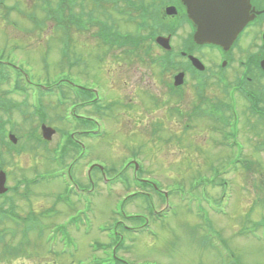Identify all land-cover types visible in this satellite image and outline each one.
<instances>
[{
	"label": "rangeland",
	"instance_id": "obj_1",
	"mask_svg": "<svg viewBox=\"0 0 264 264\" xmlns=\"http://www.w3.org/2000/svg\"><path fill=\"white\" fill-rule=\"evenodd\" d=\"M116 1L114 8L108 4L96 6L94 18L112 16L122 35H145L138 29L139 18L133 23L127 20L141 15L133 4H148L150 0ZM57 3L0 0V55L22 67L32 83L43 90H47L48 82L67 78L75 81H70L73 85L93 88L101 105L91 108L86 104L89 100L70 91L67 83L62 103L60 89L55 86L44 94L39 93L38 86L13 94L15 78L11 76L9 83H3L0 95L7 92L15 106L8 111L2 109L0 120L6 130L15 125L11 133L19 141L12 152L0 145L4 152L0 165L11 188L6 197L0 198V212L6 210L23 219L35 214L42 217L46 208L55 205V215L52 220L39 218L43 221L39 224L41 237L31 233V248L24 252L23 247L18 258L5 260L1 256L0 264H264V227H257L256 233L263 234L254 238L248 236L250 232L240 233L245 226L264 219V151H255V146L264 142V120L235 90L245 70L243 64L261 54L255 33L249 31L229 55L230 72L224 82L231 84L228 91L211 81L199 95L189 75V85L174 93L169 88L174 74L152 64L141 48L123 45L110 49L97 37V27L79 32L74 27L64 28L59 17L46 21L44 7ZM161 7L163 11L164 5ZM65 37H70L67 58L61 51ZM175 40L178 43L180 39ZM128 48L137 50L130 53ZM199 52L211 72L218 70L222 51L205 47ZM78 59L79 66L71 68ZM246 77L252 79L245 81L248 87L264 92V78L253 67ZM212 80H217L216 76ZM40 95L47 113L45 123H41L33 104ZM218 101L226 108L220 115L223 131L234 132L237 140L231 143L235 147H230L226 139L221 144L223 131L216 126L223 124L204 117ZM74 102L78 103L76 107L72 106ZM76 115L91 119L95 125H87L84 120L72 122ZM226 121L236 125L237 131ZM42 124L56 130L53 139L45 147L29 144L31 134L43 133L39 128ZM8 134L0 133V143L1 137L8 141ZM70 134L84 148L67 149L68 156L60 166L55 152ZM29 147L38 149L30 151ZM240 154L256 163L253 172H247L245 162L235 163L244 159ZM130 161L140 164L139 179L149 185L137 186L133 164L122 171ZM69 171L77 183L94 187L80 200L71 197L67 204H57L55 196H71L65 179L58 176ZM121 176L129 183L125 185ZM151 181L164 193L152 191ZM167 204L172 211L168 212ZM211 206L222 215L209 209ZM151 210L163 211V215L152 214ZM75 216L78 231L68 226ZM145 218L150 230L141 227ZM48 219L56 225L47 230ZM3 229H18L20 239L14 242H20L22 227L0 214V231ZM119 237L123 244L117 253L115 240Z\"/></svg>",
	"mask_w": 264,
	"mask_h": 264
},
{
	"label": "water",
	"instance_id": "obj_2",
	"mask_svg": "<svg viewBox=\"0 0 264 264\" xmlns=\"http://www.w3.org/2000/svg\"><path fill=\"white\" fill-rule=\"evenodd\" d=\"M219 1V2H218ZM189 0L191 18L198 22L200 30L196 38L201 42H213L228 49L252 17L248 15V0ZM264 68V62L262 63ZM182 78V75L178 78ZM53 133L45 129V137ZM5 175L0 174V193L4 188Z\"/></svg>",
	"mask_w": 264,
	"mask_h": 264
},
{
	"label": "flooded vegetation",
	"instance_id": "obj_3",
	"mask_svg": "<svg viewBox=\"0 0 264 264\" xmlns=\"http://www.w3.org/2000/svg\"><path fill=\"white\" fill-rule=\"evenodd\" d=\"M253 3V7H257L261 1L259 0H251ZM164 9H167L168 7L172 6L175 7L177 10V13L174 15V17H167L169 19H173L174 22L172 24V28L178 30L179 32H176V39H180L177 43L181 48L183 49H193L194 47V33L196 30L195 25L190 20L187 8L185 7L184 0H164ZM249 31L255 33V40L261 44V38L260 34L264 32V15L262 17H257L253 22H251L245 29V33ZM180 33H182V36H180ZM185 33V34H183ZM193 45V46H191ZM188 63L186 64L187 67H192L191 62L188 60ZM180 71H184V69H181Z\"/></svg>",
	"mask_w": 264,
	"mask_h": 264
},
{
	"label": "trees",
	"instance_id": "obj_4",
	"mask_svg": "<svg viewBox=\"0 0 264 264\" xmlns=\"http://www.w3.org/2000/svg\"><path fill=\"white\" fill-rule=\"evenodd\" d=\"M116 40H117V36H115L112 39L113 42H115ZM168 59L169 58H167V57L164 58V63L165 64L169 63ZM3 71H5V68L3 69ZM0 75L2 76V79H7L8 76H9V74L6 71H5V73L4 72L0 73ZM41 107H42V105H40L38 108H41ZM84 122H90V121L89 120H85ZM72 144H73V142H72ZM11 243H12V240H7L6 236H3V237L0 236V257L3 256V259H5V260H7L6 259L7 257H10V256H8V254H14V253L16 254V252H17V248H13ZM1 250L9 251V253H4V255H2L3 252H1Z\"/></svg>",
	"mask_w": 264,
	"mask_h": 264
}]
</instances>
